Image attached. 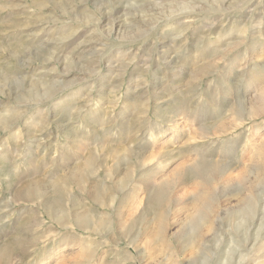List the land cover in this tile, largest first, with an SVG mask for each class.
<instances>
[{"label":"rangeland","instance_id":"obj_1","mask_svg":"<svg viewBox=\"0 0 264 264\" xmlns=\"http://www.w3.org/2000/svg\"><path fill=\"white\" fill-rule=\"evenodd\" d=\"M0 49L6 87L35 78L60 98L97 60L101 76L123 85L100 93L104 126L91 136L72 126L56 135L52 109L31 113L29 162L0 184V264H264V0H169L163 9L145 0H0ZM185 52L182 88L199 89V102L175 115L161 107L164 121L150 102L139 119L141 77L151 84L157 56ZM222 69L246 73L251 85L209 103L207 81ZM24 74L27 82L10 79ZM15 148L2 145L9 158ZM10 168L0 163V175ZM203 174L216 180L196 185ZM195 197L211 211L206 222ZM85 214L91 230L74 222ZM159 214L164 246L153 238Z\"/></svg>","mask_w":264,"mask_h":264},{"label":"clouds","instance_id":"obj_2","mask_svg":"<svg viewBox=\"0 0 264 264\" xmlns=\"http://www.w3.org/2000/svg\"><path fill=\"white\" fill-rule=\"evenodd\" d=\"M145 3L154 4L157 8L163 9L168 5L169 0H145ZM176 38L172 37L173 40ZM103 49L104 45L96 51L102 54ZM191 55V52H185L178 58L157 56V69L151 73V84L143 76L138 84L137 90H143L141 97L143 112L139 119L147 117L150 102L155 106L154 114L161 121L165 120L166 115L161 114V107L171 109L172 115H175L190 104L199 102V89L194 95L193 90L189 89L185 92L182 88L184 80L187 79V72L182 64L190 63ZM67 63L71 66L73 58L69 57ZM145 67L146 75L150 65L146 64ZM81 69L77 76L73 77L74 88L69 90L67 95L59 93L60 98H57V94L35 78L19 90H17L16 84L6 87L5 83L0 81V163L8 161L11 165L9 172L0 175V184L10 182L14 176H19L21 169L29 162V142L25 141L23 128L27 127L34 119V116L31 115L34 111L42 110L43 113H48L49 109L54 111L53 123L56 135L67 136L71 131L69 126H72L81 135L91 136L96 128L104 126L103 109L98 107V102L102 100L100 93L109 85L113 91L118 92L123 86L122 81L119 84H112L106 76H101L103 69H101L98 60L90 68L81 66ZM0 74H2V70H0ZM212 75L213 78L207 81L204 90V95L209 98V103L213 102L214 97H219L220 103L227 102L230 99L229 90L233 93L242 92L245 87L251 85L246 73L231 76L226 75V69H222ZM217 76L220 78L217 79ZM10 79L26 82L29 80L26 74L12 75ZM93 92L96 93L95 98L92 96ZM161 131H165V129L161 128ZM8 141L16 143L15 151L11 153L10 158L2 151V145ZM38 147L39 145H37Z\"/></svg>","mask_w":264,"mask_h":264},{"label":"bare ground","instance_id":"obj_3","mask_svg":"<svg viewBox=\"0 0 264 264\" xmlns=\"http://www.w3.org/2000/svg\"><path fill=\"white\" fill-rule=\"evenodd\" d=\"M260 5V4H259ZM182 8V7H181ZM174 20V19H173ZM193 20V19H192ZM92 21V20H91ZM259 24H261V23H259ZM113 26H114V24H113ZM57 52V51H56ZM262 94L264 93V88L262 89V92H261ZM261 94V95H262ZM261 97V96H260ZM218 103V102H217ZM260 103V102H259ZM216 105V104H215ZM259 105V104H258ZM263 109H264V107H263ZM213 110H215L216 111V109H213ZM262 110V109H261ZM255 110H253V111H251L250 110V113L252 114V112H254ZM257 111V110H256ZM259 111V110H258ZM261 112V111H260ZM264 112V111H263ZM250 113H248V114H250ZM255 113V112H254ZM257 113V112H256ZM253 115V114H252ZM262 115V114H261ZM251 119H253V117L252 116H250L249 117V119L248 120H251ZM238 120H240V121H242L243 120V117H239L238 118ZM96 140V139H95ZM259 143V142H258ZM82 144V143H81ZM221 147V146H220ZM217 150V149H216ZM224 150H225V148H224ZM176 152V151H175ZM255 152V151H254ZM258 155L261 157V158H264V143H263V141H262V144H261V147L259 148V150H258ZM221 157V156H220ZM55 159V158H54ZM235 159V158H234ZM52 160V159H51ZM204 160V159H203ZM202 160V161H203ZM200 162V161H199ZM54 163V162H53ZM194 163V162H193ZM198 163V162H197ZM203 163V162H202ZM219 164V163H218ZM192 165V164H191ZM200 165V164H199ZM202 165V164H201ZM212 165H216V164H212ZM227 164H225V166H226ZM259 165V164H258ZM198 166V165H197ZM220 166V165H219ZM223 166V165H222ZM224 166V167H225ZM227 166H229V165H227ZM264 166V165H263ZM218 167V166H217ZM255 167H257V166H255ZM262 167V166H261ZM92 168V167H91ZM231 168V167H230ZM253 169H254V166L252 167ZM258 168V167H257ZM218 169V168H217ZM224 169V168H223ZM233 169V168H232ZM255 170V169H254ZM233 171V170H232ZM250 172V171H249ZM100 173V172H99ZM208 173V172H207ZM210 173V172H209ZM251 173V172H250ZM254 173V172H253ZM209 175H212L211 177H208ZM207 175H205V174H203L202 176H199V179H200V182L199 183H196V185H198V186H201V187H207V186H209V185H211V183L214 181V180H216V177L213 175V174H207ZM251 175H252V173H251ZM94 176V175H93ZM99 177V176H98ZM107 177V176H106ZM208 177V178H207ZM99 179V178H98ZM105 179V178H104ZM95 180H96V178H95ZM108 183V182H107ZM95 186V185H94ZM99 187V186H98ZM129 188V187H128ZM98 189V188H97ZM203 189V188H202ZM126 190V189H125ZM263 190V189H262ZM127 191H129V190H127ZM101 192V191H100ZM136 193V192H135ZM200 193V192H199ZM123 194V193H122ZM130 194V193H129ZM138 193H136V195H137ZM73 195V194H72ZM132 195H133V193H132ZM200 195V194H199ZM263 195V194H262ZM135 196V195H134ZM201 196H202V194H201ZM205 195H203L202 197H204ZM124 197V196H123ZM256 197H257V194H256ZM27 198V197H26ZM122 198V197H121ZM112 199V198H111ZM129 199V198H128ZM135 199V198H134ZM133 199V200H134ZM114 199H112V201H113ZM129 200H131L132 201V199H129ZM159 200V199H158ZM258 200H259V198H258ZM263 200V199H262ZM111 201V202H112ZM238 201V200H237ZM97 202V201H96ZM169 202V201H168ZM192 202H194V205H195V207H196V209H197V211H201V210H204V212H205V217H204V221L206 222L207 220H208V217H209V215H210V213H211V211H210V209L208 210V208H207V205H206V203H204V201H202L201 200V198H197V197H195V199L192 201ZM131 203V202H130ZM137 203V202H136ZM260 203V202H259ZM112 204V203H111ZM103 205H105L104 203H103ZM110 206H112V205H110ZM131 206H134V205H131ZM159 206V205H158ZM103 207V206H102ZM113 208V207H112ZM161 208H162V205H161ZM201 208V209H200ZM199 209V210H198ZM98 211V210H97ZM204 212H202V213H204ZM201 213V214H202ZM67 214V213H66ZM95 215V214H94ZM67 219H69L70 220V217H68V218H66V219H64V216L63 217H61V218H59V219H57V220H59V224H65V223H67ZM157 220L159 221V231H157L155 234H154V237L153 238H155V243H160V245H165V221H166V218L163 216V215H158L157 216ZM263 220H264V218H263ZM91 216L90 215H87V214H85V215H81V217H79V215H76V217H75V221L74 222H76V224L77 223H80L81 225H82V227L85 229V230H91L92 229V226H90V224H91ZM90 222V223H89ZM262 223H264V221H262ZM79 224V225H80ZM89 224V225H88ZM66 225V224H65ZM80 225V226H81ZM264 225V224H263ZM68 226V225H67ZM76 226H78V225H76ZM206 226V225H205ZM211 226V225H210ZM71 227V226H70ZM261 227V226H260ZM259 227V229H261ZM81 228V227H80ZM208 229H210V227H208ZM207 229V230H208ZM93 231V230H92ZM211 231V230H210ZM209 233V232H208ZM165 234V235H164ZM205 235V234H204ZM198 240H200V236L199 237H195V238H192L191 240H190V245H192V247H196L197 246V244H198ZM204 240V239H203ZM202 240V241H203ZM167 246V245H166ZM164 248V247H163Z\"/></svg>","mask_w":264,"mask_h":264}]
</instances>
